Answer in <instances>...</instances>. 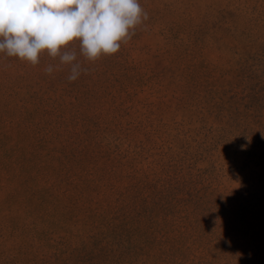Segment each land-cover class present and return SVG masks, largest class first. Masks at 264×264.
<instances>
[{"label":"rangeland","instance_id":"rangeland-1","mask_svg":"<svg viewBox=\"0 0 264 264\" xmlns=\"http://www.w3.org/2000/svg\"><path fill=\"white\" fill-rule=\"evenodd\" d=\"M139 3L75 81L0 53V264H264V0Z\"/></svg>","mask_w":264,"mask_h":264},{"label":"clouds","instance_id":"clouds-1","mask_svg":"<svg viewBox=\"0 0 264 264\" xmlns=\"http://www.w3.org/2000/svg\"><path fill=\"white\" fill-rule=\"evenodd\" d=\"M149 19L139 0H0V53L36 66L43 53L68 66L69 82L89 69L87 61L119 51ZM45 73L52 74L49 64Z\"/></svg>","mask_w":264,"mask_h":264}]
</instances>
